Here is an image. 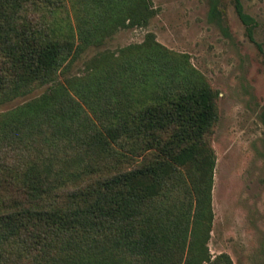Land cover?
<instances>
[{
	"label": "trees",
	"instance_id": "16d2710c",
	"mask_svg": "<svg viewBox=\"0 0 264 264\" xmlns=\"http://www.w3.org/2000/svg\"><path fill=\"white\" fill-rule=\"evenodd\" d=\"M154 16L151 0H0V106L45 89L0 114V264H231L206 247L217 91L151 34L70 74Z\"/></svg>",
	"mask_w": 264,
	"mask_h": 264
},
{
	"label": "rangeland",
	"instance_id": "374dc122",
	"mask_svg": "<svg viewBox=\"0 0 264 264\" xmlns=\"http://www.w3.org/2000/svg\"><path fill=\"white\" fill-rule=\"evenodd\" d=\"M240 1L255 22L251 37L233 0H151L155 16L146 28L117 30L70 74H80L99 55L119 57L150 34L166 50L187 56L218 93L219 118L210 136L215 165L208 255L211 261L225 255L231 264H264V0ZM44 90L0 106V114ZM185 240L187 253L189 235Z\"/></svg>",
	"mask_w": 264,
	"mask_h": 264
}]
</instances>
